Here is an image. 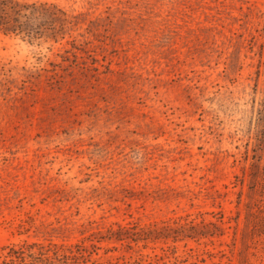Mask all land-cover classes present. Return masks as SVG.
Masks as SVG:
<instances>
[{
    "label": "rangeland",
    "instance_id": "374dc122",
    "mask_svg": "<svg viewBox=\"0 0 264 264\" xmlns=\"http://www.w3.org/2000/svg\"><path fill=\"white\" fill-rule=\"evenodd\" d=\"M17 1L0 264H264V0Z\"/></svg>",
    "mask_w": 264,
    "mask_h": 264
},
{
    "label": "trees",
    "instance_id": "16d2710c",
    "mask_svg": "<svg viewBox=\"0 0 264 264\" xmlns=\"http://www.w3.org/2000/svg\"><path fill=\"white\" fill-rule=\"evenodd\" d=\"M50 8H54L57 12L63 16L66 13L58 9L56 6L48 5V3H33L26 4L17 0H0V30L5 34H24V36H30L31 38L37 36L39 33V27L35 23L39 19H42L48 12V16L57 18V13L49 11ZM58 32L56 33V35ZM12 252V254H11ZM20 252L10 250L8 254L10 257L14 255L18 257Z\"/></svg>",
    "mask_w": 264,
    "mask_h": 264
}]
</instances>
